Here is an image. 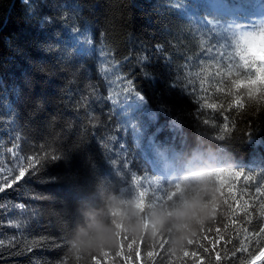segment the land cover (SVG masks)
Returning a JSON list of instances; mask_svg holds the SVG:
<instances>
[{"label": "trees", "instance_id": "16d2710c", "mask_svg": "<svg viewBox=\"0 0 264 264\" xmlns=\"http://www.w3.org/2000/svg\"><path fill=\"white\" fill-rule=\"evenodd\" d=\"M252 10L0 0V264H264L263 67L237 43ZM209 167L210 219L182 245L121 232L114 248L69 249L109 197L162 207Z\"/></svg>", "mask_w": 264, "mask_h": 264}, {"label": "clouds", "instance_id": "9594fccd", "mask_svg": "<svg viewBox=\"0 0 264 264\" xmlns=\"http://www.w3.org/2000/svg\"><path fill=\"white\" fill-rule=\"evenodd\" d=\"M237 43L241 53L257 46L264 48V34L242 35ZM211 174L209 167L184 177L177 198L162 207L150 208L143 198L123 200L115 195L109 197L104 208L86 213L84 224L74 230L67 242L69 249L92 252L114 248L118 246L121 232L139 238L147 235L149 239L171 233L173 246L182 245L189 238V233L184 231L186 228L210 219L209 200L214 193L203 178ZM194 234L193 228L191 235Z\"/></svg>", "mask_w": 264, "mask_h": 264}, {"label": "rangeland", "instance_id": "374dc122", "mask_svg": "<svg viewBox=\"0 0 264 264\" xmlns=\"http://www.w3.org/2000/svg\"><path fill=\"white\" fill-rule=\"evenodd\" d=\"M235 1H238L239 4L243 6L249 5V4L256 5V7L254 8L253 19H250V22H249L250 24L249 28L246 31H242L240 35L242 36L246 34L247 35L264 34V0H235ZM248 51L256 60H258L261 63L263 67L262 72L258 74L257 73L253 74L254 78L255 77L259 78V76H262L263 81H264V48H260L259 46H257L256 48H251ZM256 52H257V55H256ZM140 101H141V98L135 99L134 105L137 106ZM15 141L22 142L21 137L17 134V132L13 134V142Z\"/></svg>", "mask_w": 264, "mask_h": 264}, {"label": "snow or ice", "instance_id": "6c2138e0", "mask_svg": "<svg viewBox=\"0 0 264 264\" xmlns=\"http://www.w3.org/2000/svg\"><path fill=\"white\" fill-rule=\"evenodd\" d=\"M77 31H78V30H77ZM156 47L159 48L160 46H156ZM164 59H165V60H168L167 57H165ZM146 61H147V58H146ZM129 87H130V86H129ZM201 99H203V98L201 97ZM197 102H198V104H199L200 106L203 105V103H201V100L198 99ZM222 121H223V117L221 118V122H222ZM111 139H112V140H116V137L113 136V137H111ZM106 147H107V146L105 145V148H106ZM60 158H61L60 156H57V155H54V154L51 155V159H52L53 161L58 160V159H60ZM41 161H42V158H41V157H36V158L34 159L33 163L28 164V165H23V166H21V167H20V171H19V176H13L12 179L8 181L9 186L11 185V183H12L13 181L18 180L19 178H21V177H23V176L25 175V169H26V168H28V167L33 168V170H34V173H33V174H35V172L39 171V169L36 168V164H40ZM114 163H115V162H114ZM257 189H258V188H257ZM3 191H4V186H3V185H0V192H3ZM230 206H231V205H230ZM0 207H2V205H0ZM15 207H17V208H19V209H24V208H25V205H24V204H18V205H16ZM8 223H9V225L12 226V227H16V228H20V227H21V224H20V223H15V222H13V221H11V220H9ZM13 239H14V237H13ZM3 243H4V241H3V240H0V244H3ZM245 247H246V246H245ZM117 255H118V254H117ZM74 256H75V258H76L77 261L80 260V258H81V255H80V254H76V255H74ZM89 257H91V256H89ZM63 264H67V261H64Z\"/></svg>", "mask_w": 264, "mask_h": 264}, {"label": "bare ground", "instance_id": "6f19581e", "mask_svg": "<svg viewBox=\"0 0 264 264\" xmlns=\"http://www.w3.org/2000/svg\"><path fill=\"white\" fill-rule=\"evenodd\" d=\"M263 17V16H262ZM258 51V50H257ZM256 55H257V52H256Z\"/></svg>", "mask_w": 264, "mask_h": 264}]
</instances>
